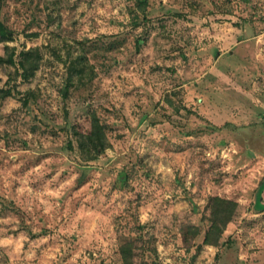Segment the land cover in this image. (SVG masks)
Masks as SVG:
<instances>
[{"label": "rangeland", "instance_id": "374dc122", "mask_svg": "<svg viewBox=\"0 0 264 264\" xmlns=\"http://www.w3.org/2000/svg\"><path fill=\"white\" fill-rule=\"evenodd\" d=\"M0 20V55L39 58L27 80L0 63V264H123L129 239L136 264H264V136L239 129L264 112V0H0ZM213 195L239 203L218 245Z\"/></svg>", "mask_w": 264, "mask_h": 264}, {"label": "trees", "instance_id": "16d2710c", "mask_svg": "<svg viewBox=\"0 0 264 264\" xmlns=\"http://www.w3.org/2000/svg\"><path fill=\"white\" fill-rule=\"evenodd\" d=\"M11 34L12 33L9 27L2 20H0V42L11 38ZM15 55L16 51L13 48V50L10 51L7 56L0 55V63L7 61L15 64L18 75L24 80L29 79L35 74L39 66V58L37 57L38 55H36V50L33 48L21 50L18 54V60L15 58ZM1 93H3V95L12 94V89L0 88V95ZM25 100L27 101L28 98ZM82 136V147H89L97 151H101L106 147L107 140L104 127L100 123L99 118L96 116L93 118L90 130L87 133H83ZM92 156L96 157L97 155ZM209 207L211 209V225L206 231L204 242L218 245L228 224L234 219L239 207V203L236 200L223 197L221 195H213L209 200ZM189 228L191 229L192 227ZM193 229L195 236L201 233L200 227L196 226L193 227ZM185 234V240L188 241L187 233ZM120 252L122 255L123 264H136L135 240L129 239L125 241L120 247Z\"/></svg>", "mask_w": 264, "mask_h": 264}, {"label": "crops", "instance_id": "0c3cea01", "mask_svg": "<svg viewBox=\"0 0 264 264\" xmlns=\"http://www.w3.org/2000/svg\"><path fill=\"white\" fill-rule=\"evenodd\" d=\"M260 106L264 107V100ZM258 108H260V107H258ZM241 110L243 111L244 109H241ZM257 112H258L257 110L251 108V111L249 112L248 117H244V116H246L244 113L241 114L239 116V118H240L239 124L241 125V126H239L240 127L239 129H243L245 127L246 128L248 127L247 129H249V130L252 129L255 132L257 137L258 136L262 137V136H264V112L263 113H261L260 111H259V113H257ZM243 118H246V119H243ZM254 152H256L257 154H261L257 150Z\"/></svg>", "mask_w": 264, "mask_h": 264}]
</instances>
